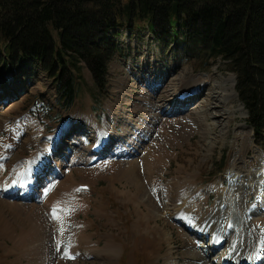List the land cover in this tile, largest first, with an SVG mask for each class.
<instances>
[{
	"label": "rangeland",
	"instance_id": "1",
	"mask_svg": "<svg viewBox=\"0 0 264 264\" xmlns=\"http://www.w3.org/2000/svg\"><path fill=\"white\" fill-rule=\"evenodd\" d=\"M122 34L119 41L115 39L120 51L109 63L106 90L96 88L91 72L82 64L78 96L72 105H67L55 79L36 61L10 60V66L0 70V105L9 90L12 103L8 108H13L0 114V199L8 198L2 195L5 188L22 182L14 174L27 177L39 168L66 129V142L57 148L54 158L61 176L52 178L49 170L38 171L46 177L42 176L45 184L38 189L40 200L48 198L38 203L46 208L58 198L57 203L67 208L62 226H69L62 236L56 232L57 226L47 224L46 246L42 247L37 244L38 236L30 234L36 223L29 226L26 222L32 218L26 216L28 207L37 201L15 198L25 205L18 214L9 213L0 200V264H104L111 259L114 264H194L203 252L202 244L209 242L196 238L176 220L175 212L194 201V212L204 221L219 198L230 200L226 176L233 166L246 162L254 171L263 165L264 137L259 140L253 130L242 127L248 124V111L245 107L238 110L243 105L239 95L229 99L225 93L233 88L236 76L224 68V61L218 59L209 70L197 71L194 62L178 56L175 46L164 47L147 31L138 34L124 29ZM200 74L209 77L201 96L189 98L179 107L169 105L167 100L176 92L193 89L194 77L205 76ZM222 81L224 92L217 86ZM207 100L210 110L196 115ZM98 140L110 144L102 158L89 162ZM137 148L141 152L131 155ZM164 148L176 156L168 159L164 169L150 162V172L143 157L151 155L155 160ZM122 174L129 176V182ZM149 175L154 189H144L143 195L133 178L146 181ZM67 177L69 183L60 189ZM76 183H87L89 188L82 184L74 189ZM164 193L170 197L167 208ZM150 196L157 212L147 201ZM244 202L255 204L257 193L248 192L247 201L242 199L239 204ZM81 220L85 223L82 241L74 245L78 236L74 223ZM148 223L153 229L146 231ZM248 223L258 230L264 225V213L254 215ZM108 236L121 245L117 255L107 250L111 247ZM68 253L78 257L69 259ZM213 256H208V264Z\"/></svg>",
	"mask_w": 264,
	"mask_h": 264
},
{
	"label": "trees",
	"instance_id": "2",
	"mask_svg": "<svg viewBox=\"0 0 264 264\" xmlns=\"http://www.w3.org/2000/svg\"><path fill=\"white\" fill-rule=\"evenodd\" d=\"M124 29L175 46L197 71L224 61L248 124L264 137V0H0V70L36 59L72 105L82 64L106 90Z\"/></svg>",
	"mask_w": 264,
	"mask_h": 264
},
{
	"label": "bare ground",
	"instance_id": "3",
	"mask_svg": "<svg viewBox=\"0 0 264 264\" xmlns=\"http://www.w3.org/2000/svg\"><path fill=\"white\" fill-rule=\"evenodd\" d=\"M200 75H205V76H195L194 77L195 86L193 87V89H191L190 91H188L186 93L176 92V94L174 96H172L170 99L167 100L169 102V105H172L175 107L181 106L184 101H186L187 99L190 98L189 94H191L193 92L195 94H197V96L198 95L201 96L202 92L204 91L205 83L208 80L207 79L208 76L206 74H200ZM232 80H234L233 81V88L231 86L229 88L230 91L227 90V92H225L229 99L236 98V96H237V94L234 90L235 79H232ZM217 86L220 87L222 92H224L225 91L224 89H226V85L223 84V81H222L221 85H217ZM7 92H8L7 96L4 98V100L2 101V103L0 105V114L1 115L4 113H7L8 111L13 109L12 107L8 108L9 104H11L12 102L10 103L9 98H8L10 96L9 95L10 91L7 90ZM230 93H233L232 96L229 95ZM0 94L3 95L2 92H0ZM208 95H209V99H210L211 93H209ZM160 96H162V95H160ZM18 99L19 98H17L16 100H18ZM208 100L202 101L203 106H202V108H199L200 110L196 113V115H198L199 113H202L205 115L210 110L211 102ZM18 101L14 100L13 102L17 103ZM219 101L220 100L218 99V102ZM228 105H229L228 102H226L224 104L225 107ZM6 106H7V108H6ZM11 106H13V105H11ZM159 106L160 105L157 106L158 112H160V108H162V107L159 108ZM243 108H244V106L240 105L238 110L242 111ZM170 115H171V113H170ZM170 115H167V116H170ZM154 116L157 117V115H154ZM242 127L246 128V129L250 128L248 124L243 125ZM65 131H66V129L64 131H62L57 136L54 145L49 149L50 153L48 155V158L39 166V168L37 170L34 171V169H33L34 172L32 174L28 175L27 177L23 176V174L21 172L20 173L18 172L19 174H14L16 176V178H18L22 182H19L17 185H14L12 187L5 188V190L2 192V195L7 196L8 198L7 199L2 198L3 200L0 199L1 202L5 203V208L8 210L9 213H16L18 211V214L22 211V209H25V205H24V203L20 202L19 200H15V198L19 197L22 199H30V200H36L37 201L36 203L35 202L32 203L31 208L28 207L29 211L26 214V216L28 215L32 218L30 221H26V222H27V224L29 223L28 224L29 226H31L30 223L31 224L36 223V225H37L36 227H35V225L32 224L33 227H32V231L30 234L33 237L38 236L37 244L43 245L42 247L46 246V242L44 241L43 237H46L44 235L46 232L47 224L48 225L53 224L54 226H57L56 232H58L59 234H62V236H65L68 233L67 231H68L69 226L67 227V229H65L64 226H62L63 215H65V213L67 212L66 211L67 208H64L65 205L64 206L59 205L57 203V201H59L58 198H57V200L55 198L54 202L52 201V203L47 204L46 208H44V206L40 205V204H42V202L47 200L48 198L43 200V201L40 200L39 191H38L39 187L41 185L45 184V181L42 178L43 174H39L38 171H45L46 172V170H49L48 174H50V177H52V178H56V177L61 176L62 170H61L59 165H56L54 158H55V152L57 151V148L62 146L61 144H64L66 142L64 140V138L66 136ZM66 138H67V136H66ZM103 143L106 144V147H108L110 144V142L108 140H106V141L100 140L98 142V144L95 146V148H97V146H99V145L100 146L103 145ZM138 150H139L138 148L135 149L133 151V153H131V155L135 156L141 152ZM90 153H92V157L89 158L88 161L101 158L97 154L99 152H95V149L92 150ZM171 156H176V154L173 155V153L168 152L164 148L160 152L159 156L157 155L155 157V160H154L153 156H151V155L148 157L144 156L142 163L146 160L145 164H143V165H145V168H147V164H148L149 171L153 172V169H152L153 167L151 168L152 165L153 166L157 165L158 168L164 169L166 167V165H168L167 162L169 161L168 159ZM150 162H151V166H150ZM262 163H263V165L260 167V169L254 170V171H251L249 169V165H247L246 162H242L245 169L243 168V166H236V167L233 166V168L228 172V174L226 176V178L228 179V181L231 185L230 195H228V196H230L229 197L230 200L227 197L228 200L226 199L227 202H225L223 198H221V199L219 198L218 201L216 202L217 204L215 205L214 211L210 212L208 215H206L204 217L205 218L204 221H202V222L199 221L198 212L197 213L194 212L195 211L194 201H192V204L187 203V202H186V204H182L183 206L186 205L185 209H183V207H181L179 210H177L175 212L174 216L176 217V220H178L180 223L183 222L184 227L187 228L188 230L190 229L189 231L192 234L194 233L196 238L198 237V238L202 239V241L208 240V242H209V244H206V245L202 244L201 247L203 249V252H202V254H199L194 259V262H195L194 264H208L209 261L207 259H208V256L210 254L214 255L212 257V261H213L212 264H264V225H261L258 230H255V229L249 228V223H248V220L251 219L254 215H262L264 213V158H263ZM132 164H134V163L131 162L130 166ZM10 169H9V171H10ZM236 170H237V172H235ZM11 173H12V171H10L9 174H11ZM122 176L124 178H126L129 182V176L128 175L122 174ZM43 177H45V176H43ZM138 177L139 176H135L133 178V180L138 184L137 188H138V191L140 193H142L143 195H146L143 192L144 189L146 192H151L150 190L154 189V188L153 189L151 188L153 183H152V177L150 175L147 177L146 181L142 180L141 177L140 178H138ZM67 178L68 179L64 180L63 182H60L61 185L58 186L60 189H62L64 187L63 185H66L67 183H69L68 181L70 178L69 177H67ZM82 184L87 185V187H89V184H87V183H76L75 186L71 185V184H68V185L74 186L73 188L77 189V186L82 185ZM140 188L142 189V191L140 190ZM246 189L248 190L247 192H246ZM56 191H59V190L57 189ZM56 191H54V192H56ZM250 191L257 193V202L251 206L247 205V203H245V202L242 204H239V202L242 199L247 201V194ZM62 194L63 193H61L60 195L62 196ZM198 195H200V194H198ZM68 196H69V193H68ZM151 197L152 196L148 197L147 201L150 204V206H152V208H154L152 210L154 212H157L158 208L155 209V207L153 206L154 201H152ZM242 197H244V198H242ZM169 198H170L169 194H165V199H166L165 207L166 208L169 206V204H168L170 201ZM67 199H69V198H67ZM40 201H42V202L39 204L38 202H40ZM23 206H24V208H23ZM240 206H241V208H240ZM54 208H56L58 210V215L60 217L59 220L53 219L52 213H53ZM44 210L46 211L45 213H44ZM62 212H63V214H62ZM18 214H17V216H19ZM151 219L152 218H149L148 221H152ZM26 220H28V219H26ZM68 223L65 222V224H67V225H68ZM22 224H23V222H22ZM74 224L76 226V230L78 231V236H77L75 241H72V243L74 245H77L78 241H80L81 238L83 237V232H81V228L82 229L85 228V223H83L81 220L78 223H74ZM150 224L151 223H148V225L146 227V231H149V229H153V227ZM222 224H223V226H222ZM40 233H43L42 236L38 235ZM230 234H231V237H230ZM228 237H230L231 239L229 238L228 244H227ZM202 241H200V242H202ZM58 242H59V240H58ZM108 244H109L108 246H111V247L109 249L107 248V250L110 251L111 254L113 253L114 255H117L118 252L121 250V245L119 243H117L116 240H114V236L112 238L111 237L108 238ZM38 246H40V245H38ZM72 251H74V250H72ZM73 254H74L73 256L76 259L78 257L77 254L76 253H73ZM105 260L106 259L102 260L101 262L103 263ZM113 262H114L113 259H111V260L106 261V263L104 262V264H114ZM74 264H80V263L78 261H75ZM169 264H177V262L172 261Z\"/></svg>",
	"mask_w": 264,
	"mask_h": 264
},
{
	"label": "snow or ice",
	"instance_id": "4",
	"mask_svg": "<svg viewBox=\"0 0 264 264\" xmlns=\"http://www.w3.org/2000/svg\"><path fill=\"white\" fill-rule=\"evenodd\" d=\"M52 216H53V219H56V220H59V219H60V217H59V215H58V210H57L56 208H54L53 213H52ZM58 250H59V249H58ZM67 257H68L69 259H74V258H75L71 253H68V254H67Z\"/></svg>",
	"mask_w": 264,
	"mask_h": 264
},
{
	"label": "water",
	"instance_id": "5",
	"mask_svg": "<svg viewBox=\"0 0 264 264\" xmlns=\"http://www.w3.org/2000/svg\"><path fill=\"white\" fill-rule=\"evenodd\" d=\"M235 83H236V81H235ZM191 94H194V92L193 93H191ZM236 94L238 95V93L236 92ZM252 128V127H251ZM253 129V128H252Z\"/></svg>",
	"mask_w": 264,
	"mask_h": 264
}]
</instances>
